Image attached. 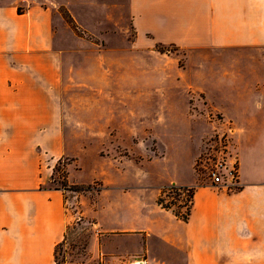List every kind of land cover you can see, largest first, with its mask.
I'll use <instances>...</instances> for the list:
<instances>
[{"label":"crops","instance_id":"1","mask_svg":"<svg viewBox=\"0 0 264 264\" xmlns=\"http://www.w3.org/2000/svg\"><path fill=\"white\" fill-rule=\"evenodd\" d=\"M179 56L192 65L164 66ZM126 58L123 88L136 104L150 106L152 90L166 87L181 92L188 113L221 116L241 186L181 183L195 189L184 221L158 204L161 188L147 203L130 197V181L113 183L99 195L107 203L96 209L94 256L102 264L138 255L148 264H264V174L245 171L250 153L264 170V0H0V264H59L72 196L46 185L62 157H76L66 97L71 104L74 88L118 91Z\"/></svg>","mask_w":264,"mask_h":264},{"label":"rangeland","instance_id":"2","mask_svg":"<svg viewBox=\"0 0 264 264\" xmlns=\"http://www.w3.org/2000/svg\"><path fill=\"white\" fill-rule=\"evenodd\" d=\"M170 49L178 53L176 49ZM127 60L122 59L120 75L115 76V81L121 84L118 91L74 88L70 92L73 98L71 104L69 96L66 97L68 104L63 107L67 115L66 123L68 128L74 130V137L67 139V149L76 157L74 163L72 158L62 157L53 170L52 180L46 185L72 187L67 188L72 197H68L66 204L72 224L66 240L57 249L59 264H102L100 258L94 256L96 249L93 248V240L98 233L95 214L96 209L102 208V203H107L105 197L99 200L100 193L111 191V184L130 181V197L151 203L160 188L186 186L181 183L194 180L206 184V170L201 167L200 160H204L211 151L215 153L213 150L218 146L221 135L227 134L229 137L228 149L234 154L233 158L229 155V161L238 158L234 150V136L220 130L226 124L222 119L218 121L221 116L216 113L211 118L195 109L193 113H188L186 99L177 89H153L150 106L136 104L132 98L134 95L123 88L129 81L128 71L124 68ZM177 60L176 64L172 61L163 64L170 66L175 73L179 67L183 69L192 65L185 57L179 56ZM106 68L107 74L114 79L112 70L109 66ZM91 98L97 100H89L88 103L87 99ZM213 122L214 129V124H210ZM199 125L205 126V131L196 136L195 130ZM81 130H92L95 136L79 138L78 131ZM250 154L245 171L250 177H260L264 170L252 166ZM71 163L73 165L68 169ZM68 172L73 184L68 181ZM78 186L90 188L76 190ZM165 199L170 202L173 195ZM137 200L135 204H144ZM176 201L178 204L181 202ZM105 224L110 226L107 221ZM122 246H127V243Z\"/></svg>","mask_w":264,"mask_h":264},{"label":"built area","instance_id":"3","mask_svg":"<svg viewBox=\"0 0 264 264\" xmlns=\"http://www.w3.org/2000/svg\"><path fill=\"white\" fill-rule=\"evenodd\" d=\"M219 146V147H218ZM215 149L201 161V167L205 168L207 183L211 186L222 187L227 190H237L240 188L239 180V161H229V155L233 158L234 154L229 152V137L227 134L219 137V144ZM127 264H148V259L143 255L133 256L127 260Z\"/></svg>","mask_w":264,"mask_h":264},{"label":"trees","instance_id":"4","mask_svg":"<svg viewBox=\"0 0 264 264\" xmlns=\"http://www.w3.org/2000/svg\"><path fill=\"white\" fill-rule=\"evenodd\" d=\"M66 18L70 23H72V26L74 29L77 30L76 25L73 23L72 19L69 17V15L64 12ZM158 50L161 52L166 51L165 48L158 47ZM72 188L69 185H64L63 189ZM90 187H76V190H88ZM194 188L188 187V186H176L171 185L168 187H165L161 190V193L159 194L157 198V202L159 205H161L163 208L172 210V212L178 217L181 218L184 221H187L189 219V216L191 214L192 205H193V196H194ZM170 194L173 195V200L170 202L166 201V197ZM176 200L181 201L180 204L177 203ZM175 206V207H174Z\"/></svg>","mask_w":264,"mask_h":264}]
</instances>
